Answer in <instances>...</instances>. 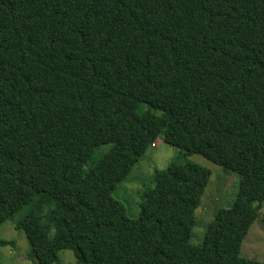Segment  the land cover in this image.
Masks as SVG:
<instances>
[{
  "label": "trees",
  "instance_id": "trees-1",
  "mask_svg": "<svg viewBox=\"0 0 264 264\" xmlns=\"http://www.w3.org/2000/svg\"><path fill=\"white\" fill-rule=\"evenodd\" d=\"M160 135L239 176L200 245L207 168L156 171L137 218L112 196ZM263 203L264 0H0V225L24 211L33 264H264Z\"/></svg>",
  "mask_w": 264,
  "mask_h": 264
},
{
  "label": "rangeland",
  "instance_id": "rangeland-1",
  "mask_svg": "<svg viewBox=\"0 0 264 264\" xmlns=\"http://www.w3.org/2000/svg\"><path fill=\"white\" fill-rule=\"evenodd\" d=\"M110 147L111 145H101L96 148L92 161L83 167L84 170L88 171L94 162L109 151ZM185 161L207 168L211 173L201 202L194 212L195 226L190 243L200 245L216 212L233 205L240 183L237 173L230 170L225 171L200 155L184 156L180 149L164 143L160 135L155 145L145 152L131 168L125 180L115 188L112 196L124 204L130 218H137L144 191L153 189L155 186V172L165 170L172 162L180 164ZM23 214L24 211L19 212L12 220L0 225V240L14 243L13 246L0 247V264H33L28 258L30 246L24 234L15 228V222L21 219ZM239 256L264 263V203L258 218L251 225L241 243ZM56 264H76L74 253L69 250L59 251Z\"/></svg>",
  "mask_w": 264,
  "mask_h": 264
}]
</instances>
